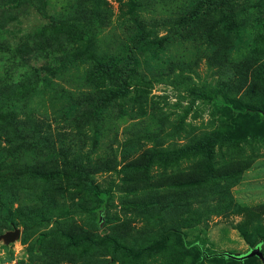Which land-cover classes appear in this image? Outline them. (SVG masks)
Here are the masks:
<instances>
[{"label":"rangeland","instance_id":"obj_1","mask_svg":"<svg viewBox=\"0 0 264 264\" xmlns=\"http://www.w3.org/2000/svg\"><path fill=\"white\" fill-rule=\"evenodd\" d=\"M0 98V264H264V0H0Z\"/></svg>","mask_w":264,"mask_h":264},{"label":"trees","instance_id":"obj_2","mask_svg":"<svg viewBox=\"0 0 264 264\" xmlns=\"http://www.w3.org/2000/svg\"><path fill=\"white\" fill-rule=\"evenodd\" d=\"M109 56V55H108ZM108 56H106V54H104V55H102L99 59H101L100 61H98L97 62V65L96 66H94L93 65V67H92V70L91 71H89L87 74H86V82H90V83H92V82H97V80L99 79V78H102V76H106L107 77V75L106 74H108V71H110L111 70V67H109V66H107V65H105V63H101L102 61H103V59L104 58H107ZM65 68V66L63 67V68H61L62 70H63V72H64V69ZM26 76H30V75H26ZM63 76H64V74H63ZM62 76V77H63ZM121 78L119 79L121 82H123V79L125 78L126 79V74H123V75H121L120 76ZM59 80H61L62 78L61 77H59L58 78ZM48 81V80H47ZM53 84V86H55V87H57V89L58 90H55V91H61V92H64V93H67L68 95H69V97H67V98H71V97H73L75 94H76V92H73L72 90H68V89H66L64 86H62V84H58V83H52ZM87 86H92V85H87ZM135 89V88H134ZM132 92V89H131V87H128V86H124L123 87V85H122V87H120V88H118V89H116V90H114L113 92V94H117V95H125L126 94V92ZM81 92V91H80ZM86 94L87 93H85V96H86ZM84 96V97H85ZM1 103H2V99L0 98V107H1ZM189 111H190V106L185 110V115L187 114V113H189ZM244 116L245 117H248V118H250V119H252L253 121H258V119H257V116H256V114H253V113H244ZM208 256H210V257H223V258H232V259H235V260H244V259H247V258H244V259H239V258H236V257H233L231 254H229V253H218V254H209Z\"/></svg>","mask_w":264,"mask_h":264},{"label":"water","instance_id":"obj_3","mask_svg":"<svg viewBox=\"0 0 264 264\" xmlns=\"http://www.w3.org/2000/svg\"><path fill=\"white\" fill-rule=\"evenodd\" d=\"M19 234H20V230L15 229L14 231H10V232L1 234L0 239L5 238L6 242L13 241L17 236H19ZM252 256H258L264 262V254H263V252L259 246L252 248L248 253H246L244 255H233V257H236L239 259L249 258Z\"/></svg>","mask_w":264,"mask_h":264}]
</instances>
